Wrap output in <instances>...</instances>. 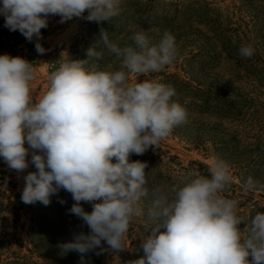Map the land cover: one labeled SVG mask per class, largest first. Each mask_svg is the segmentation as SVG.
Returning a JSON list of instances; mask_svg holds the SVG:
<instances>
[{
	"label": "clouds",
	"instance_id": "1",
	"mask_svg": "<svg viewBox=\"0 0 264 264\" xmlns=\"http://www.w3.org/2000/svg\"><path fill=\"white\" fill-rule=\"evenodd\" d=\"M120 5L121 0H3L0 14L10 31L18 30L28 41L35 37L36 51L43 54L39 40L50 15L60 16L61 23L74 17L99 23L118 16ZM100 36L104 48L122 58L120 69L86 67L89 60L103 57L102 50L90 47L88 59L66 57L49 74L48 88L36 102L30 96L32 63L0 55V157L10 169L23 172L29 167L25 142L38 150L31 154L37 171L24 176L22 202L48 205L61 189L72 195L69 212L90 231L75 234L62 247L81 254V264L84 254L102 242L123 251L130 223L140 215L151 222V233L142 237L144 255L130 264H264V213L250 220L242 236L238 202L222 195L233 177L221 159L210 162V176L193 171L182 186L153 187L151 205L144 208L148 165L129 157L158 146L188 115L172 99V85L147 78L174 61L175 37L165 32L158 44H151L141 30L133 35V45L121 48L104 28ZM254 51L251 45L241 46L239 54L251 58ZM132 74L146 79L131 82ZM242 187L255 190L258 182L248 177ZM81 202L92 204V211Z\"/></svg>",
	"mask_w": 264,
	"mask_h": 264
},
{
	"label": "rangeland",
	"instance_id": "2",
	"mask_svg": "<svg viewBox=\"0 0 264 264\" xmlns=\"http://www.w3.org/2000/svg\"><path fill=\"white\" fill-rule=\"evenodd\" d=\"M128 1L146 2V0H121L119 16L123 13V4ZM156 1L170 4V2L187 3L188 1L201 3L204 0ZM205 1L215 8L222 19L226 20L228 27L232 29L233 32L229 37L232 38L231 43L237 47L238 51L241 46L251 45L254 50L256 46H264V13L255 11V8L264 6V0ZM2 3L3 0H0V7ZM87 15L86 10L83 16ZM255 16L257 19L254 18ZM4 18L0 14V23ZM60 19L58 15H50L48 26L41 29L39 43L45 49L43 54L36 51L35 37L32 41H28L18 30L19 35L12 38L10 43L0 50V55L19 56L32 63L35 69V78L30 84V96L33 102L38 101L46 92L49 74L55 71L66 57L86 60L88 59V48L95 47L99 51L102 47L100 30L103 27H99V23L104 24V21L98 23L82 17H74L61 23ZM149 40L151 44H158ZM201 43L202 41H199L184 47L170 65L165 66L160 72L150 73L147 78L168 84L170 79L166 76L175 75L192 86L196 87L197 83L203 86L207 82L204 74L209 71L204 72L202 63H199L201 58H190V53L198 52ZM30 56L31 58H28ZM254 57L252 56L251 59ZM259 58L264 61V54ZM121 59L108 50H104L102 59L89 60L86 67L95 64L99 69L115 71L120 69ZM144 79H146L144 75L138 77L132 74L131 76V82H142ZM246 92L249 97L258 94L249 86ZM259 97L260 103H258L257 110L261 117L248 110L244 117L239 119V117L232 116L233 119L229 121L209 113L204 120H211L216 124V128H204V126H198L199 123L193 120L199 117L196 112L188 113L190 107L194 105V98L189 95L184 96L182 92L178 93L176 90V95L172 99L185 107L188 114L186 121L176 126L167 138L160 141L158 146L149 147L142 155L131 154L129 157L130 162L134 161L132 157L135 155L136 160L146 162L148 165L145 169L147 173L145 187L148 188L149 195L143 199L144 208L147 209L151 205L153 187L182 186L183 178L193 171L210 176V162L214 159H221L230 166L233 177L231 184L222 195L238 202L236 213L244 220L238 228L242 236H247L250 220L256 207H264V188L257 187L255 190L244 191L242 185L248 177L253 178L252 172L244 173L233 165L235 162L233 157L237 156V152L229 151L225 145L215 144L213 138L219 141H229L231 136L236 134V138L240 140L237 149L240 152L253 145L258 139L264 138V129H262L264 123L259 121L264 118V94ZM233 99L237 98L233 96ZM203 125H207V122ZM25 147L29 148V155L26 158L29 161V167L23 172L10 169L0 157V264H11V262L13 264L15 262L18 264H81V254L75 251H65L62 247L63 244L72 241L75 234L90 231L80 218L69 212L74 203L72 195L61 189L58 194L50 197L48 205L39 201L33 204L22 202L24 176L29 172L37 171L31 164V154L38 150L30 149L27 142H25ZM112 162H117L115 157ZM60 200H64L65 203L61 204ZM81 203L85 211H92V204ZM151 226V222L145 215L134 217L124 237L123 251L114 252L105 242H102L99 248L84 254L82 264H130L126 261V256L139 251L142 237L150 235ZM161 231L165 229L161 228ZM143 255L144 253L140 257ZM248 260L251 261L252 257L249 256Z\"/></svg>",
	"mask_w": 264,
	"mask_h": 264
},
{
	"label": "trees",
	"instance_id": "3",
	"mask_svg": "<svg viewBox=\"0 0 264 264\" xmlns=\"http://www.w3.org/2000/svg\"><path fill=\"white\" fill-rule=\"evenodd\" d=\"M156 3L159 2L156 0H146L144 3L125 2L122 6L123 13H120V16L104 21V24L99 23V27H103L108 32L110 41L121 48L133 45V35L141 30L146 31L149 39L156 43H159L165 32H169L175 37V58L184 47L202 41L198 52L190 53V58H201L199 63H202L204 72L209 71L204 74L207 82L203 86L198 83L196 87L192 86L175 75L166 76L170 79L167 83L172 85L178 93L182 92L184 96L189 95L194 98L193 108L190 107L188 113L196 112L199 115L198 118L193 119L199 123L198 126L216 128V124L211 120H204L209 113L229 121L233 119L232 116L239 117V119L244 117L248 110L258 115L259 96L264 94L261 92L264 90V61L259 58L264 54V46L255 47L253 59L241 57L237 47L231 43L232 38L229 37L233 32L232 29L228 27L226 20L222 19L215 8L205 0L201 3L197 1L159 3V5ZM255 11L264 13V6L255 8ZM254 18L257 19V16ZM253 22H255L254 19ZM17 35H19L17 31H10L5 27L4 18L0 23V50ZM100 49L102 52L107 50L103 44ZM248 86L258 94L249 97L246 92ZM233 96L237 99H233ZM204 116L205 118L202 119ZM259 121L264 123V118ZM205 122L207 125H203ZM234 135L229 141H219L213 138V142L225 145L229 151L235 150L237 156L233 157L235 159L233 165L244 173L252 172L253 179L258 182V187L264 188V138L258 139L253 145L240 152L237 150L240 140L236 138V134ZM196 144L199 143L196 142ZM132 158L135 161L137 157L133 155ZM258 212L264 213V207H256L253 217ZM141 250L143 249L140 248L132 255H127L126 261L130 263L141 258L143 254ZM15 264L18 263L15 262Z\"/></svg>",
	"mask_w": 264,
	"mask_h": 264
}]
</instances>
